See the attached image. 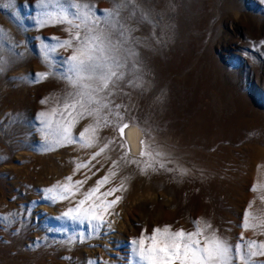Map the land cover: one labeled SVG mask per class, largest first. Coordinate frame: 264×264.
<instances>
[{
	"label": "rangeland",
	"instance_id": "obj_1",
	"mask_svg": "<svg viewBox=\"0 0 264 264\" xmlns=\"http://www.w3.org/2000/svg\"><path fill=\"white\" fill-rule=\"evenodd\" d=\"M72 2L89 3L103 17L119 0ZM135 5L130 24L138 64L129 63L110 99L136 134V148L143 138L146 150L161 153L151 160L129 152L111 125L99 129L93 147L56 143L59 114L48 129L37 114L62 106L73 91L58 59L73 50L46 48L57 43L47 38H69L70 25L56 22L64 0L42 5L0 0V264H134L138 257L130 241L142 232L150 237L166 225L172 232H190L193 221L209 222L233 245L264 242L259 225L264 218V3L135 0ZM42 19L49 22L42 25ZM99 24L103 28L104 20ZM37 73L47 77L33 83ZM44 98L48 103L41 104ZM92 122L81 119L72 136ZM108 140L115 142L75 171ZM109 172L115 175L101 191L121 184L124 190L115 193L120 200L100 229L95 222L89 227L62 217L80 194L61 199L41 191L71 176L73 182L85 181L83 193ZM150 243L146 240L145 247ZM251 260L264 264V256ZM232 264H241L238 255Z\"/></svg>",
	"mask_w": 264,
	"mask_h": 264
},
{
	"label": "snow or ice",
	"instance_id": "obj_2",
	"mask_svg": "<svg viewBox=\"0 0 264 264\" xmlns=\"http://www.w3.org/2000/svg\"><path fill=\"white\" fill-rule=\"evenodd\" d=\"M261 2L264 3V0ZM42 3L43 0H38V4L42 5ZM64 5L66 6L64 13L63 15L57 13L56 22L70 25L65 29L69 33V38L63 41L57 38H47V40H57V43L52 46L46 43V48L64 47L66 50L68 48L73 50V54L67 58L58 57L62 61V68L66 69L60 74L68 80L73 91L63 97L62 106L53 107L50 112L42 111L37 114V118L44 124L45 129H48L51 117L59 114L58 123L61 127L56 143L93 147L99 140L98 132L101 127L114 126L122 137L124 129L128 128V124L123 123V117L118 111L120 105L114 104L110 97L124 78V70L129 63L131 62L132 67L138 64V61L134 59L135 38L131 36L135 29L130 24L131 18L136 15L138 6L135 5V0H119L114 3L113 8L104 10L103 17H101L96 13L94 6L89 3H73L72 0H64ZM125 9L129 12L127 16L122 15ZM42 11L48 14L50 8L42 7ZM141 15L147 18L146 13H141ZM101 19L104 20L103 28L99 24ZM48 22L46 19L41 20L42 25ZM2 33L3 30L0 29V35ZM41 76L46 78L47 74H33L32 82L35 83L36 79ZM48 99H42L41 104L48 103ZM87 118H92L93 122L85 126L78 136H72L71 132L75 125L81 119ZM114 142V140L104 142L87 163H77L75 171L87 168L91 160L103 153L109 144ZM125 143L129 145L128 151L133 155H147L150 160L154 156L157 158L161 156L159 151L146 150L143 138H138L139 148H136L131 138H128ZM147 148L151 149V146ZM127 154L126 152L122 159H126ZM129 162L135 163L136 161ZM115 165L116 161H113V167ZM160 166L163 167V164ZM113 175L115 173L109 172L96 181L94 187L83 193L79 190L85 181L73 182L71 176L65 178L64 184L57 183L41 191L48 194L56 193L61 195V199H72L80 194L82 198L74 201L75 207L68 208L62 217H69L74 223H87L89 227L95 222L96 228L100 229L108 223L105 215L109 213V209L120 200L115 193L124 190L121 184L119 188L114 187L101 191ZM110 196H115V199L107 200L106 198ZM44 198L50 197L45 196ZM0 219L3 218L0 217ZM247 219H253L251 214L247 216ZM193 224L195 228L190 232H185L183 229L172 232L170 225L162 229L154 228L150 237H145L142 232L140 238L130 241L132 254L138 257L134 264H232L236 255L239 256L241 264H252V257L264 256V242L253 240L243 246L233 245L219 236L209 222L193 221ZM259 225H264V218L259 219ZM256 226L257 224L251 225L253 228ZM244 227H249L247 220ZM146 240L151 241L147 248L145 247ZM242 248H246L247 251H243Z\"/></svg>",
	"mask_w": 264,
	"mask_h": 264
},
{
	"label": "bare ground",
	"instance_id": "obj_3",
	"mask_svg": "<svg viewBox=\"0 0 264 264\" xmlns=\"http://www.w3.org/2000/svg\"><path fill=\"white\" fill-rule=\"evenodd\" d=\"M131 129V128H130ZM132 131V130H131ZM131 131H128V128H125L124 129V135H123V137L127 140L128 138H131L132 140H133V142H134V144H135V142H136V139H137V137H136V134H132V132ZM120 133V132H119ZM131 134V135H130ZM128 179H130V178H128ZM127 179V184H128V180ZM142 182V181H141Z\"/></svg>",
	"mask_w": 264,
	"mask_h": 264
}]
</instances>
